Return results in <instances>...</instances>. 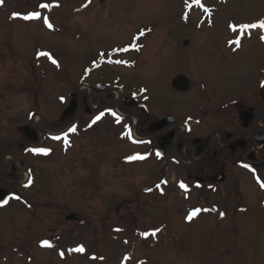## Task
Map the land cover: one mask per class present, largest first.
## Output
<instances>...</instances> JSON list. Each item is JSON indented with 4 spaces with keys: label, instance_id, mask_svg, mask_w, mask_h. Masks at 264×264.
<instances>
[{
    "label": "rangeland",
    "instance_id": "374dc122",
    "mask_svg": "<svg viewBox=\"0 0 264 264\" xmlns=\"http://www.w3.org/2000/svg\"><path fill=\"white\" fill-rule=\"evenodd\" d=\"M45 1L52 0L0 5V160L7 151L17 158L16 171L0 178V188L16 185L9 204L0 209V264H264V188L253 176L234 168L230 182L213 193L172 165L160 192L153 189L161 182L155 175L160 164L123 165L121 157L135 148L119 140V129L100 123L75 137L64 153L53 145L46 159L22 151L19 144L27 140L18 129L24 124L51 132L65 129L72 119L58 122L65 106L61 101L76 89L87 63L92 65L93 51L128 43L142 30L152 29L138 40L143 48L126 57L135 65L120 71L129 91L143 85L154 90L156 83L167 95V83L178 74L192 81L184 97L191 105L205 87L211 98L240 97L252 84L259 88L264 29L241 34L230 25L264 19V0H201L203 7L195 0H94L86 10L84 0H58L60 8L25 21L24 12ZM238 39L239 45L233 43ZM39 50L51 54L50 62L36 54ZM116 74L102 68L89 80ZM88 99L96 104L98 96ZM160 105L170 108L165 97ZM22 159L35 175L28 187L21 186L26 179ZM6 161L1 165L12 167L14 162ZM197 206L208 211L189 219ZM71 214L87 223L67 220ZM156 228L157 237L144 238ZM60 234V240L49 239ZM45 240L52 246H44ZM80 246L84 252L75 251Z\"/></svg>",
    "mask_w": 264,
    "mask_h": 264
},
{
    "label": "flooded vegetation",
    "instance_id": "af4514ba",
    "mask_svg": "<svg viewBox=\"0 0 264 264\" xmlns=\"http://www.w3.org/2000/svg\"><path fill=\"white\" fill-rule=\"evenodd\" d=\"M82 3L86 10L93 5L94 0H84ZM132 43L135 42L130 40L128 46L124 43L115 44L108 49H98L96 54L93 51L92 65L89 66V62L87 63L84 78L79 79L76 91L68 92L64 100L65 106L58 120L61 123L67 119H72V121L65 129L57 132L43 131L39 129L38 124H34L35 127L27 124L18 126L19 131L27 140L19 144L22 151L37 159H46L50 157L49 152L44 156L43 153H36L32 150L37 148L54 150L53 145H60L59 142H53L51 138V140L47 138L51 133L61 137L64 136L61 134L68 135L69 132H73L70 130L76 126L79 131L83 129L81 132L86 133L89 132V128L103 123L109 125L108 127L119 129L117 137L119 134L123 136L126 132L129 133L130 130L129 137L132 139L134 136L135 140L132 139V141L137 151L134 155L144 156V159L139 160L149 161L155 167L160 164V169L157 168L155 175L161 176V182L153 185V188L160 189V192L163 191L162 188L166 184L165 175L171 171L172 165L184 169L187 179L213 192L218 191L219 184L230 182L233 178L230 170L234 168L253 176L259 183L264 182L261 176L264 172V116H262L264 112V66L259 88H253L252 84L240 97L227 93L222 97L211 98V94L207 93L208 88L205 87L202 88L203 90H198V95L192 98L194 102L191 105L188 104L189 98H184L191 89L183 91L182 85L174 82L177 76L184 74L176 75L171 82L167 83L169 89L167 95L163 93L164 88L156 83L154 90L144 85L134 87L132 91L126 89L120 71L127 64L126 57L130 58L133 53H136V46ZM132 61L129 63L135 65L136 60L132 59ZM102 68L117 71V74L108 78L102 77L95 82L89 80ZM89 95L98 96L96 104L89 102ZM123 95L134 98L136 104L124 105ZM163 97L170 103L169 109L161 107ZM70 105H74L75 109L64 117V111ZM98 116L101 118L96 120ZM24 126H29L35 130V133L31 132L29 135L23 129ZM38 141L39 144H35ZM10 153L13 151L5 152L4 160L0 162L5 164L6 159L10 158L14 162L11 164L13 168L10 166L5 168L0 163L1 180H4L6 175H10L11 171H16L17 158L14 155L9 157ZM157 153L160 155L158 156ZM126 155L121 157L123 165H125ZM26 160L22 159L20 162V165L25 166V171L27 167L33 168L26 163ZM192 169H198L199 173H189L188 170ZM210 170H212L211 173H208ZM235 183L233 182L231 186L234 191ZM15 186L9 187V192L13 191Z\"/></svg>",
    "mask_w": 264,
    "mask_h": 264
},
{
    "label": "snow or ice",
    "instance_id": "6c2138e0",
    "mask_svg": "<svg viewBox=\"0 0 264 264\" xmlns=\"http://www.w3.org/2000/svg\"><path fill=\"white\" fill-rule=\"evenodd\" d=\"M196 4L203 7V4L201 3V0H195ZM4 3V0H0V5H3ZM41 7H44V8H47L49 7V5L47 4H42ZM205 11H210V9H207L205 8ZM14 16H19V13H14L13 14ZM24 19H40L41 18V14L39 12H32L26 16L23 17ZM46 19V18H45ZM48 27H52L51 23L48 24ZM230 27L232 28V31L234 32H239V33H245L247 30H250V29H264V19H261L257 22H254V23H245V24H240L239 26L233 24V25H230ZM143 34V33H142ZM262 39H264V37H261ZM233 43L239 45L240 44V40H235ZM40 55L42 56H48L49 58H51V54L50 53H40ZM52 62L54 64H58V62L55 60V59H52ZM119 63V61H118ZM114 116L116 115V113H112ZM103 115V114H101ZM101 117L98 116L96 117V120H99ZM119 119V118H118ZM93 123H95V121H93ZM76 129L75 128H72L70 131H75ZM129 136L131 135V131L129 130ZM66 138V137H65ZM32 151L36 152V153H43V154H47L49 152L48 149H43V148H37V149H33ZM157 155L159 156L160 153H157ZM145 157L144 156H140V155H136V156H131L129 157V160H137V159H144ZM245 167H248L247 165H245ZM166 183V181H165ZM182 188H185L187 190V186L184 185L183 183H181L180 185ZM261 187L264 188V182H261ZM17 199H19V197H15ZM4 203L6 204L7 201H4ZM200 210L197 209L196 211H194L188 218L189 219H192V217L196 216L198 214ZM154 234V233H153ZM147 235V234H145ZM43 245L46 246V247H51L52 245L50 244L49 241L45 240L43 241ZM75 251L77 252H84L85 249L83 246H80L78 248L75 249ZM61 255L63 256V253H61Z\"/></svg>",
    "mask_w": 264,
    "mask_h": 264
},
{
    "label": "water",
    "instance_id": "95a60500",
    "mask_svg": "<svg viewBox=\"0 0 264 264\" xmlns=\"http://www.w3.org/2000/svg\"><path fill=\"white\" fill-rule=\"evenodd\" d=\"M174 82L180 83L183 87V91H188L191 88V82L187 76L179 75L175 78ZM128 101H131V99L124 97L123 103L127 106H131L133 103L132 104L131 102L128 103ZM74 109H75L74 105H70V107L67 110H65L64 116H67L69 113H72ZM24 129L27 131L29 135L31 132L35 133V131L33 129H29L28 126H25ZM4 201H7V202L9 201V193L6 189L0 188V206L5 205ZM72 218H77V217L73 214L67 216L68 220ZM84 222H85L84 220H81V223H84Z\"/></svg>",
    "mask_w": 264,
    "mask_h": 264
},
{
    "label": "bare ground",
    "instance_id": "6f19581e",
    "mask_svg": "<svg viewBox=\"0 0 264 264\" xmlns=\"http://www.w3.org/2000/svg\"><path fill=\"white\" fill-rule=\"evenodd\" d=\"M37 117H38L37 115H34V116H33V120L35 121V119H36ZM34 118H35V119H34ZM200 216H201V215H199L198 217H200ZM198 217H197V218H198Z\"/></svg>",
    "mask_w": 264,
    "mask_h": 264
},
{
    "label": "trees",
    "instance_id": "16d2710c",
    "mask_svg": "<svg viewBox=\"0 0 264 264\" xmlns=\"http://www.w3.org/2000/svg\"><path fill=\"white\" fill-rule=\"evenodd\" d=\"M211 207H213V208L216 207V203H213V205ZM216 208H218V207H216ZM155 237H157V235Z\"/></svg>",
    "mask_w": 264,
    "mask_h": 264
}]
</instances>
